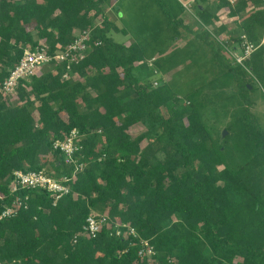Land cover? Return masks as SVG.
I'll return each mask as SVG.
<instances>
[{
	"label": "trees",
	"instance_id": "obj_1",
	"mask_svg": "<svg viewBox=\"0 0 264 264\" xmlns=\"http://www.w3.org/2000/svg\"><path fill=\"white\" fill-rule=\"evenodd\" d=\"M106 1L0 0V86L26 49L45 44L54 54L81 30L92 29L85 56L71 65L70 73L81 79H63L65 63L52 60L19 83L14 94L21 103L10 105L0 92V213L14 200L21 201L16 213L0 219V261L264 264V128L245 108L238 121L252 155L237 169L218 170L222 159L208 143L199 90L183 94L184 103L170 83L152 87L142 73L148 52L158 55L153 64L164 71L178 55H190V49L171 48L183 29L196 42L191 46L198 55L195 72L203 81L209 72L214 76L209 82L219 75L235 80L239 95L250 105L253 79L264 90V43L245 61L248 70L230 63L206 28L192 31L161 0L157 3L169 21L149 43L116 42L108 32L127 30L103 14ZM261 2L237 0L231 6L226 0H196L192 8L198 21L214 26L219 35L228 32L219 20L227 5L237 27L231 31L259 44ZM98 13L100 25L93 21ZM31 23L36 37L27 29ZM136 123L146 130L132 136L128 128ZM73 128L80 135L74 153L78 162L65 163L51 143ZM47 163L53 176L66 177L68 193L55 199L40 187L9 189L14 171L39 170ZM97 210L131 225L136 235L116 236L106 226L94 238L85 235L86 217ZM141 239L153 246L156 262L138 255Z\"/></svg>",
	"mask_w": 264,
	"mask_h": 264
},
{
	"label": "rangeland",
	"instance_id": "obj_2",
	"mask_svg": "<svg viewBox=\"0 0 264 264\" xmlns=\"http://www.w3.org/2000/svg\"><path fill=\"white\" fill-rule=\"evenodd\" d=\"M161 1L169 8L172 16L182 18L183 23L192 31L199 32L205 29L206 26L209 27V25L205 26L198 21L194 14V8L186 13L180 10V6L176 0ZM102 8L103 14L110 22L127 30L126 34L111 30L108 32V35L116 42L126 44L135 41L139 45L145 46L169 21V17L166 16L163 9L158 5L157 0H107L102 5ZM211 8H213V5H211ZM117 10L119 11L118 14H116ZM227 13L226 10H220L219 20L226 24L229 33L223 32L218 36L216 35V37L210 36L215 44L222 46V54L226 59L230 63H234L233 55L239 51L238 37L240 32L233 33L231 31L232 29H237V27L234 22L235 18L228 17ZM93 21L96 25H100L102 15L98 13ZM211 28H214V26H210ZM27 29L36 37L33 23L28 25ZM180 30L181 37L173 43L171 48H176L177 50L185 49L186 51L190 49L188 50L190 55L187 56L185 53L178 55L174 61L165 64L167 70L164 71L161 68H156L153 64V60L158 55L148 52L145 58L147 69L142 72L144 74V81L151 83L153 80H158L161 85L163 83H170L184 103H187V101L183 98V94L194 89L199 90L197 98L201 102L199 113L210 131L208 143L219 151L222 159V164L218 165L217 169L220 170L224 166L229 169H237L249 160L253 152L252 147L245 142L244 132L240 127L238 119L244 112V109L248 108L257 122L264 128V90L261 84L256 79H253L254 87L249 92L252 104L248 105L239 95L235 80H229L219 75L215 77V81L209 82L208 79L210 78L211 80L214 77L212 72L206 74L202 72L206 77L203 81V78L195 72L193 64L194 59L198 58V55L192 54L191 50V46L196 44L194 36L189 31ZM47 65L50 66L49 64ZM47 65H43L40 70ZM200 70L204 71L205 67H201ZM70 75L75 80L81 79L77 73H70ZM198 77L200 79L194 81ZM2 97H8L10 105L21 103L16 94L11 96L2 95ZM78 104L80 109H83L85 106L80 99L78 100ZM161 113H165L164 109L161 110ZM145 130L146 128L143 124L136 123L128 128V133L136 136ZM224 130H226L225 134H223ZM145 144L146 140H143L141 146ZM196 164L198 167L200 166L199 162H196ZM45 169L50 170L48 163ZM149 263H154V260H151Z\"/></svg>",
	"mask_w": 264,
	"mask_h": 264
},
{
	"label": "built area",
	"instance_id": "obj_3",
	"mask_svg": "<svg viewBox=\"0 0 264 264\" xmlns=\"http://www.w3.org/2000/svg\"><path fill=\"white\" fill-rule=\"evenodd\" d=\"M181 5L184 12L188 13L191 11L193 4L196 0H177ZM229 5L233 6L237 0H226ZM249 7L252 8V4L249 3ZM260 9L264 11V0H262ZM223 10L229 11L226 5ZM227 15V14H226ZM211 35L216 37L214 31H211L210 27H205ZM91 28L81 30L75 39L66 45L65 47L57 50L54 54L48 52V47L45 44L37 45L33 50L26 49L19 59L18 63L10 70L7 78L2 82L0 86V92L4 96L14 95L15 90L22 80L30 78L37 70L43 65L49 64L52 60L58 63H65L66 71L62 74L63 79L71 78L70 70L71 65L78 63L84 56L87 49V40L91 38ZM218 36V35H217ZM239 51L234 53L233 61L236 64L241 65L243 68H247L245 61L248 60L254 50L262 43H264V27L263 36L259 44H255L248 39L246 34L243 32L239 33L238 37ZM96 44H100L97 41ZM248 70V68H247ZM161 85L158 80L151 82L152 87ZM80 139L79 132L77 129H71L62 139H55L52 141L51 146L53 151L60 153L65 163H77L78 160L74 157L75 151L78 149V140ZM77 168H81L82 164L78 163ZM73 177V176H72ZM66 177H55L50 171L46 170L45 167L39 170H16L13 172V178L9 184L11 191H16L19 187L21 188H36L40 187L48 192L55 199L59 198L62 194L69 192V187L63 182ZM3 195L0 193V199ZM21 201L19 199L14 200L9 206H6L0 213V219L8 217L16 213V210L20 207ZM110 227L113 230V234L116 236L132 235L135 236V229L127 223H120L115 220H111L109 215L104 212L93 211L85 220L82 231L85 235L94 238L100 232L103 227ZM125 227L126 230L121 228ZM76 241V236L73 238V242ZM141 248L138 250V255L145 258L146 261L151 260L156 262L155 250L153 246L144 239L140 240ZM0 264H9L1 262Z\"/></svg>",
	"mask_w": 264,
	"mask_h": 264
},
{
	"label": "water",
	"instance_id": "obj_4",
	"mask_svg": "<svg viewBox=\"0 0 264 264\" xmlns=\"http://www.w3.org/2000/svg\"><path fill=\"white\" fill-rule=\"evenodd\" d=\"M225 133H226V130L223 131V134H225Z\"/></svg>",
	"mask_w": 264,
	"mask_h": 264
},
{
	"label": "crops",
	"instance_id": "obj_5",
	"mask_svg": "<svg viewBox=\"0 0 264 264\" xmlns=\"http://www.w3.org/2000/svg\"><path fill=\"white\" fill-rule=\"evenodd\" d=\"M179 14H180V13H179ZM179 14H178V15H179Z\"/></svg>",
	"mask_w": 264,
	"mask_h": 264
}]
</instances>
